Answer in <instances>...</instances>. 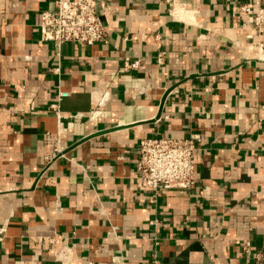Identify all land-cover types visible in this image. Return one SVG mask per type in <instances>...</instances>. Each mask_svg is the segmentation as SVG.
<instances>
[{
  "label": "crops",
  "instance_id": "0c3cea01",
  "mask_svg": "<svg viewBox=\"0 0 264 264\" xmlns=\"http://www.w3.org/2000/svg\"><path fill=\"white\" fill-rule=\"evenodd\" d=\"M55 1L0 0V264H264L253 0H107V42L60 48L39 33ZM192 134L194 189L143 190L140 142Z\"/></svg>",
  "mask_w": 264,
  "mask_h": 264
},
{
  "label": "built area",
  "instance_id": "2783aa9c",
  "mask_svg": "<svg viewBox=\"0 0 264 264\" xmlns=\"http://www.w3.org/2000/svg\"><path fill=\"white\" fill-rule=\"evenodd\" d=\"M108 7L107 0H56L54 9L41 14L39 33L44 43L60 48L64 44L94 46L107 42V26L103 12ZM241 18H248L257 31L264 28V7L262 0L242 4L238 9ZM140 61L125 59L126 70H138ZM69 96L59 92L52 106L60 117L59 103ZM94 111L89 113L90 120L103 116V108L111 99L109 90L95 91L90 94ZM34 102L31 100V105ZM201 137L192 134L188 138H151L140 142L136 174L143 190L156 198L165 191L189 192L196 184L198 165V145Z\"/></svg>",
  "mask_w": 264,
  "mask_h": 264
}]
</instances>
